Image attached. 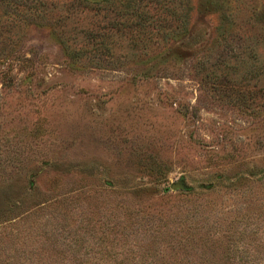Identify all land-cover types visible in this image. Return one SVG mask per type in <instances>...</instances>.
Instances as JSON below:
<instances>
[{
    "label": "rangeland",
    "instance_id": "obj_1",
    "mask_svg": "<svg viewBox=\"0 0 264 264\" xmlns=\"http://www.w3.org/2000/svg\"><path fill=\"white\" fill-rule=\"evenodd\" d=\"M35 1L0 3V264H264V0Z\"/></svg>",
    "mask_w": 264,
    "mask_h": 264
},
{
    "label": "trees",
    "instance_id": "obj_2",
    "mask_svg": "<svg viewBox=\"0 0 264 264\" xmlns=\"http://www.w3.org/2000/svg\"><path fill=\"white\" fill-rule=\"evenodd\" d=\"M146 0H133V4H130L127 6V13L128 15H133L134 13H137L141 6L142 3L145 2ZM153 2L154 0H148ZM0 3L7 4L11 7H14L16 10H21L24 11L27 9L28 10H33L32 15H35V9L38 7L37 2L35 0H0ZM74 4L79 5V7H84V8H91V6H95V9H101L104 6H100V4L104 5H113V0H73ZM158 4H162V2L157 1ZM97 4V5H96ZM121 9V8H120ZM119 9V12L121 13L122 10ZM136 11V12H133ZM141 20L142 23H145L148 18L144 14H141ZM22 19V18H21Z\"/></svg>",
    "mask_w": 264,
    "mask_h": 264
},
{
    "label": "water",
    "instance_id": "obj_3",
    "mask_svg": "<svg viewBox=\"0 0 264 264\" xmlns=\"http://www.w3.org/2000/svg\"><path fill=\"white\" fill-rule=\"evenodd\" d=\"M172 189H180V188H184L185 187V184L183 181H177V182H174L171 184L170 186Z\"/></svg>",
    "mask_w": 264,
    "mask_h": 264
}]
</instances>
